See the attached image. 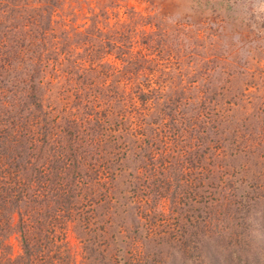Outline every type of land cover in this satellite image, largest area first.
<instances>
[{
	"label": "rangeland",
	"instance_id": "1",
	"mask_svg": "<svg viewBox=\"0 0 264 264\" xmlns=\"http://www.w3.org/2000/svg\"><path fill=\"white\" fill-rule=\"evenodd\" d=\"M31 38L40 58H16V43L24 47ZM121 44L125 54L116 49ZM6 50L0 59V264H169V256L198 264L196 247L236 244L247 246L249 264H260L264 0H0V55ZM136 88L157 96L139 102L131 94ZM166 98L178 99L177 108L170 110ZM11 117L15 135L4 136L12 133ZM190 118L196 131L181 125ZM71 120L66 143L60 129ZM143 121L153 123L157 182L167 158L169 176L186 180L191 192L199 183L178 206L170 197L158 199L154 214L134 208L139 197H130L127 184L149 173L136 171L147 164L138 141L147 134ZM42 128L48 141L41 140ZM206 145L216 147L208 152L216 157H208ZM216 165L214 180L231 181L225 194L234 202L212 211L217 195L205 170ZM66 193L69 206L59 197ZM20 195H28L26 202H15ZM21 229L28 244L40 245L28 263Z\"/></svg>",
	"mask_w": 264,
	"mask_h": 264
},
{
	"label": "trees",
	"instance_id": "2",
	"mask_svg": "<svg viewBox=\"0 0 264 264\" xmlns=\"http://www.w3.org/2000/svg\"><path fill=\"white\" fill-rule=\"evenodd\" d=\"M32 40H33V38L27 39V41H26L27 46H24V47L20 43H18V42L16 43L15 50L18 53L16 55V58L20 54L25 56V53L30 54V55H28L29 58H35V59L40 58V56H41L40 54H42V53H39V52H37V50H35V48H36L35 45L36 44H34V46H33L32 45ZM30 47H31V51L29 52V48ZM125 47H127V45L121 44V46L117 47L116 49L118 51H120L121 54H125V53H123L125 51ZM17 48L20 50V52L17 50ZM40 48H41V46H40ZM10 49H9L8 53L10 52ZM6 55H7V50L4 51L3 53H1L0 59L4 60L6 58ZM120 58H124V56L120 57ZM118 60H120V59L118 58ZM32 87H34V85H32ZM172 90H173V87H172ZM131 94L133 96H135V99L139 100V102L145 101V99H146L145 97L149 98V96L150 97L157 96L155 90H153V92L149 91L147 93L148 94L147 95V94L143 93V91L141 89H139V88H136L134 92H131ZM128 96H130V95H128ZM177 101H178V99H173L171 101H169L168 98L165 99V103L168 102L167 104L169 105V109L170 110L173 109V108L174 109L177 108L176 107V104H178ZM77 104L78 103H76L75 105H77ZM95 105H96V103L93 102V101L90 103V106L92 107L93 110H94ZM0 114H2V113H0ZM94 114L98 115L97 111ZM2 115L0 117V127L2 126L1 122H3L2 120L4 118V116L2 117ZM145 119H146V117H145ZM190 120H191V118L188 121H187V119L181 120V122H183V124H181V125L187 126L186 130L191 128V130L196 131V129L191 125L192 123H189ZM171 123H174V120ZM9 124L13 128V129L11 128L12 129L11 130L12 133L11 134L5 133L4 136L15 135L13 133V130L15 129V121H14L13 117H11V121H10ZM22 124H24V121H23ZM93 124L95 126H97V125L99 126L100 125L99 119H97V121L94 120ZM137 124H139V119H136V125ZM142 124L145 127H148V130H147V134H145L143 140L140 139L138 141L143 143L145 145V147H146L145 152H143V157H144L143 160H145L147 162V164L142 162L140 164V166L138 168H136V171L138 173L139 169H140V171H142L144 168L147 167V172H149V173L147 175H144V174L141 173V175H139V176L137 175L135 177V181L127 182L128 187H129L130 197L131 196H132V198L139 197V199L137 201H134V205H135L134 208L137 207V206L138 207L141 206L142 209H143V213H148L150 211L149 209H151V210L153 209L154 210L155 203H157V200L158 199H162L164 197H166L167 199L170 197V201L172 202V200H173L174 204L176 206H178L179 205V201H181L182 199H185V197H187L188 195L194 193V190H196V188H198L199 183L197 182V179L196 180L195 179H191L190 180V181H194V183L197 182L192 187V191L193 192H191L190 188H188V182L186 180L184 182H182L181 178L173 179L172 178V174L169 176V173H172V172H169L170 163H168L167 158L164 159L166 161L161 160V162L159 163L160 168H165L166 171L164 172V178L161 177V179L157 182V179L154 178V171H153V169H157V167H158V166L157 167L154 166L155 165V162H154L155 161L154 160L155 159V152H154L155 150L154 151L152 150V148L154 146L153 137L151 135L152 134V130H153L152 129L153 123L151 121H149L148 123L143 121ZM205 124H207V122ZM26 126H27V124L24 126L22 131H25ZM64 127L65 126H63L60 129L61 130L60 135L62 134L61 140H63V142L65 141L66 143H69L70 140H71L72 130L75 127V123H74V121L71 120L69 122V124H68V129H65ZM51 128L52 127H50L49 132L51 131ZM138 129H136V130H138ZM2 130H0V133H2ZM136 130L133 131L134 135H135V131ZM127 132L128 131L126 130V132H125L126 136H127ZM191 133H194V134L197 133V135L200 134V132H191ZM81 134H82V132H81ZM41 135H42V137H41L42 141H48L49 138L46 137L43 134V128H42V131H41ZM140 136L142 137L141 129H140ZM10 138H12V137H9V139ZM50 141L53 142L54 144L59 142V129L57 131L56 137H51ZM79 141L83 142V139H82L81 136L79 137ZM201 141H202V138H201ZM202 144H203V141H202ZM87 145H88V143H87ZM203 148H201V149H203ZM214 149H216V147H210L209 145H206L205 149H203V150L206 153H208L209 151H213ZM214 152H215V150H214ZM191 154H193V158H194L193 160L198 161V158L196 159V157L197 156L200 157V155H197V151L194 150L193 153H190V155ZM209 156L210 157H216V154L213 155L212 152H210V154L208 153V157ZM172 160H174V159H172ZM186 160H187V162H190V165H191V160L188 157H187ZM162 163H165L166 165H162ZM180 166H181V164L176 166V167H174L175 168L174 170L175 171H177V169L179 170ZM217 167H218V165L215 166V170H213L210 167L205 170L206 180L208 181L207 185H208V187H211L212 190L214 191V194L217 195L216 196V200H213L214 203L213 204H209V206H210L212 211L215 208L221 209L222 207H225L226 209H228L229 206H231V203L234 202L232 200L233 199L232 197H234V196L231 195V197L227 198V194H225V190L229 189V186L232 185L231 181L230 180L220 181V179H221L220 176H218L219 179H217V181L214 180L215 176L217 174H219V173H217L218 172L217 171L218 170ZM68 171H69L68 169L67 170H63V176L66 175L68 173ZM143 172H144V170H143ZM173 174H176V173H173ZM179 175H181V173H179ZM60 180H63V179H60ZM215 182H217V183H215ZM68 184H70V183L68 182ZM172 186H174L175 188H178V191L176 192V190L173 187V192H171V187ZM47 188L51 189V190L54 189V188L50 187L49 185H48ZM231 188H233V187H231ZM185 189H187V191ZM56 190L59 191V187H57ZM67 191H69V189H67ZM169 193H171V194H169ZM182 195H186V196L185 197H181ZM63 196H59V197L65 198L64 199L65 203L63 205L69 206L68 198H70V195L69 194L67 195V193H66ZM25 198L28 199V195H26V197H24L23 195H20V197L15 198L14 200H15V202L24 203V202H26ZM124 208H126V207H123L122 211H124ZM153 210H152V212L154 214ZM18 213H19V215H18V224L21 225L22 224L21 223L22 222V214L20 212H18ZM143 215H145V214H143ZM151 218L152 217L150 216L149 220ZM21 231H22V229H21ZM21 231H20V235L22 237V244H21V246H22V254L21 255H22L23 258H25L26 263H28V261H31L30 257L33 254L32 253L33 249L38 248L40 245H34L33 243L32 244H28V240H26V237H25V231H22V232ZM147 232H148L147 236L150 237L151 233L149 231H147ZM261 234H264V231H262ZM262 239L264 241V235H263ZM256 246H257V248L259 250L258 253L263 256V259L260 262V264H264V246L261 245L260 243L258 245H256ZM246 248H247V246H243V245H240V244L237 245L236 244L232 249L222 246V247H220L218 249H215V248L214 249H210V248L204 249V248L196 247L194 250L196 251L197 256L201 257V259L198 261V264H249L248 262L250 260L245 256V253H244V252H246ZM170 255H171V253H170ZM169 258H170L169 264H178L175 261L176 258L174 259L172 256H169Z\"/></svg>",
	"mask_w": 264,
	"mask_h": 264
}]
</instances>
